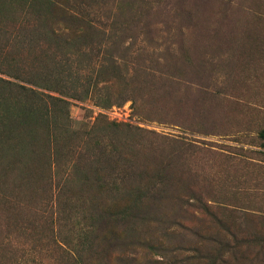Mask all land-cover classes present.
Returning a JSON list of instances; mask_svg holds the SVG:
<instances>
[{"label": "rangeland", "instance_id": "1", "mask_svg": "<svg viewBox=\"0 0 264 264\" xmlns=\"http://www.w3.org/2000/svg\"><path fill=\"white\" fill-rule=\"evenodd\" d=\"M0 264H264V0H0Z\"/></svg>", "mask_w": 264, "mask_h": 264}]
</instances>
